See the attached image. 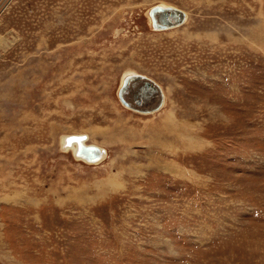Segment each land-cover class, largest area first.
Wrapping results in <instances>:
<instances>
[{
    "label": "rangeland",
    "instance_id": "obj_1",
    "mask_svg": "<svg viewBox=\"0 0 264 264\" xmlns=\"http://www.w3.org/2000/svg\"><path fill=\"white\" fill-rule=\"evenodd\" d=\"M0 264H264V0H0Z\"/></svg>",
    "mask_w": 264,
    "mask_h": 264
},
{
    "label": "water",
    "instance_id": "obj_2",
    "mask_svg": "<svg viewBox=\"0 0 264 264\" xmlns=\"http://www.w3.org/2000/svg\"><path fill=\"white\" fill-rule=\"evenodd\" d=\"M153 26L157 29H168L183 24L186 14L183 10L168 6L156 5L150 10ZM118 96L122 104L141 112L159 110L163 104V92L159 84L141 74H128L123 78L118 90ZM153 102V104H152ZM147 104L150 107H145ZM87 135H69L64 141L66 146L76 144L75 156L89 163H97L105 155L104 150L93 144H85Z\"/></svg>",
    "mask_w": 264,
    "mask_h": 264
},
{
    "label": "bare ground",
    "instance_id": "obj_3",
    "mask_svg": "<svg viewBox=\"0 0 264 264\" xmlns=\"http://www.w3.org/2000/svg\"><path fill=\"white\" fill-rule=\"evenodd\" d=\"M160 5H161V6H164V7H168L167 5H163V4H160ZM185 14H186V12H185ZM186 19H187V15H186ZM155 30L158 31V30H165V29H157V28H155ZM128 74H137V72H136V71H133V70L126 71L124 77H125L126 75H128ZM122 81H123V80H122ZM162 92H163V104H164L166 98H165V93H164L163 90H162ZM163 104H162V105H163ZM140 112H141V111H140ZM143 113H149V112H143ZM80 135H82V134H80ZM83 135H84V134H83ZM86 135H87V139L84 141L85 144H93V145L99 147L100 150H104L101 146H99V145H97V144L89 143V142H88V140H89V135H88V134H86ZM67 136H69V135H66V136L64 137V139H65ZM64 139H63V147H64V149L73 150L74 153H75V152H76V149H77L76 144H73V145H71V146H66V145H65V141H64ZM103 158H104V154L102 155V159H103Z\"/></svg>",
    "mask_w": 264,
    "mask_h": 264
}]
</instances>
